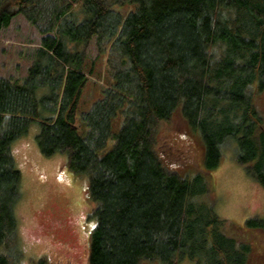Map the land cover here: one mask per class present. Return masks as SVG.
I'll list each match as a JSON object with an SVG mask.
<instances>
[{"label":"trees","instance_id":"16d2710c","mask_svg":"<svg viewBox=\"0 0 264 264\" xmlns=\"http://www.w3.org/2000/svg\"><path fill=\"white\" fill-rule=\"evenodd\" d=\"M18 14L43 36L24 80L0 76V264L21 257L11 144L32 122L42 154H65L88 177L87 264H253L256 241L223 231L205 173L231 142L264 192V0H0V32ZM98 60L108 85L79 118ZM175 112L203 147L195 174L169 169L156 149L159 125ZM245 226L255 234L264 219Z\"/></svg>","mask_w":264,"mask_h":264},{"label":"rangeland","instance_id":"374dc122","mask_svg":"<svg viewBox=\"0 0 264 264\" xmlns=\"http://www.w3.org/2000/svg\"><path fill=\"white\" fill-rule=\"evenodd\" d=\"M39 28L22 14L15 15L9 25L2 28L0 76L13 81L24 80L40 48L43 33ZM86 52L88 61L96 58L93 42ZM93 68L94 74L88 75L80 97L79 118L97 100L99 90L108 85L100 60ZM43 92L41 89L38 94ZM256 99L264 112V93ZM77 127L79 131L86 129L80 120ZM38 131V122H32L27 132L11 144L15 165L21 174V196L14 206L21 257L14 264H32L40 258L49 264H87L88 236L95 225L90 215L94 202L86 191L88 177L73 173L67 167L65 154H42L35 139ZM155 138L157 152L169 169L180 174L199 172L203 157L199 135L188 130L179 113L175 112L169 122L159 125ZM233 147L229 142L218 166L205 173L210 187L205 198L212 201L213 211L224 220L222 229L226 234L237 240L250 235V239L256 241L249 261L264 264V230L253 234L245 226L248 218L264 219L263 188L246 172L244 165L235 161ZM139 264L157 263L141 261ZM180 264L192 263L183 259Z\"/></svg>","mask_w":264,"mask_h":264}]
</instances>
